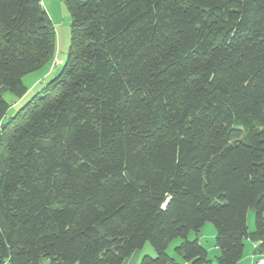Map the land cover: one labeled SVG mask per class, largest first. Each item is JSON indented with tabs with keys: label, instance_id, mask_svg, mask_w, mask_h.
I'll return each mask as SVG.
<instances>
[{
	"label": "trees",
	"instance_id": "obj_1",
	"mask_svg": "<svg viewBox=\"0 0 264 264\" xmlns=\"http://www.w3.org/2000/svg\"><path fill=\"white\" fill-rule=\"evenodd\" d=\"M0 0V264H237L264 255V0ZM254 210V229L247 225ZM215 228L216 262L198 238ZM257 259L255 264H258Z\"/></svg>",
	"mask_w": 264,
	"mask_h": 264
},
{
	"label": "rangeland",
	"instance_id": "obj_2",
	"mask_svg": "<svg viewBox=\"0 0 264 264\" xmlns=\"http://www.w3.org/2000/svg\"><path fill=\"white\" fill-rule=\"evenodd\" d=\"M42 5L48 13L54 31V51L51 60H49L43 67L27 73L23 76L22 82L28 87L25 95L17 100L15 96L7 89L3 90V97L11 103L4 120L8 119L14 112L29 100L34 94L40 92L47 83L53 79L61 70L63 63L67 58L68 49L70 46V30L71 19L69 12L62 0H43ZM255 217L254 210L250 209L247 213V225L249 230L254 229ZM189 240L198 238L199 243L207 250L208 258L215 263L220 251L215 246V228L212 222H206L201 227L199 233L190 231L187 235ZM184 238H173L166 249V253L174 258L179 264H186L181 256L175 253V247L178 246ZM155 251L149 242H146L141 248L136 249L129 257L124 260L125 264L131 258L137 257V264H140L141 259L147 255L155 256ZM258 256L253 255V243L250 240H245L244 250L241 259L237 264H255ZM254 260V261H253ZM3 264H10L5 261ZM189 264V263H188Z\"/></svg>",
	"mask_w": 264,
	"mask_h": 264
},
{
	"label": "crops",
	"instance_id": "obj_3",
	"mask_svg": "<svg viewBox=\"0 0 264 264\" xmlns=\"http://www.w3.org/2000/svg\"><path fill=\"white\" fill-rule=\"evenodd\" d=\"M42 1L43 0H41V3H42ZM43 6V5H42ZM44 7V6H43ZM251 231V230H250ZM252 242V241H251ZM253 243V248H254V246H255V243L254 242H252ZM257 259H260V260H263L264 261V255H261V256H259V257H257L256 258V260ZM137 261H138V259H137V257H133V258H131L127 263H125V264H137ZM254 261V260H253ZM124 263V262H123Z\"/></svg>",
	"mask_w": 264,
	"mask_h": 264
},
{
	"label": "built area",
	"instance_id": "obj_4",
	"mask_svg": "<svg viewBox=\"0 0 264 264\" xmlns=\"http://www.w3.org/2000/svg\"><path fill=\"white\" fill-rule=\"evenodd\" d=\"M258 264H264V261L259 259Z\"/></svg>",
	"mask_w": 264,
	"mask_h": 264
},
{
	"label": "water",
	"instance_id": "obj_5",
	"mask_svg": "<svg viewBox=\"0 0 264 264\" xmlns=\"http://www.w3.org/2000/svg\"><path fill=\"white\" fill-rule=\"evenodd\" d=\"M0 139H1V133H0Z\"/></svg>",
	"mask_w": 264,
	"mask_h": 264
}]
</instances>
